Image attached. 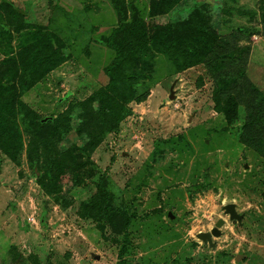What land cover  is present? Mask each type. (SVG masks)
I'll list each match as a JSON object with an SVG mask.
<instances>
[{
  "label": "rangeland",
  "instance_id": "obj_1",
  "mask_svg": "<svg viewBox=\"0 0 264 264\" xmlns=\"http://www.w3.org/2000/svg\"><path fill=\"white\" fill-rule=\"evenodd\" d=\"M140 19L150 46L109 94L134 83V100L79 109ZM0 84L37 114L0 147V264H264V0H0ZM219 220L213 246L197 238Z\"/></svg>",
  "mask_w": 264,
  "mask_h": 264
},
{
  "label": "trees",
  "instance_id": "obj_2",
  "mask_svg": "<svg viewBox=\"0 0 264 264\" xmlns=\"http://www.w3.org/2000/svg\"><path fill=\"white\" fill-rule=\"evenodd\" d=\"M121 33L124 35L120 36ZM152 33L150 28L146 22L142 19L136 20L129 25L121 26L114 31L113 39L111 40L112 48L116 52V58L112 62L111 66L106 72V75L109 79L107 87L99 91L96 97L89 99L85 103L79 106V109L85 108L87 105H90L93 101L98 100L104 101V99L110 98V102L105 106V110L110 114L114 110V107L125 109V106L132 102L137 94V85L131 83L129 86L127 93L121 96H118V99H113L109 96L111 92H114L116 87L118 86L119 78L118 76L123 75V67L127 64H131L136 66L138 64V60L142 53H144L150 46L152 41ZM194 47L188 45L186 51L189 54L194 53ZM65 57L55 64L56 67L62 65L64 63ZM192 59V60H191ZM193 58H189L188 64L185 68H190L196 63L201 62V60H196L197 62H193ZM49 71V70H48ZM46 71L39 79L32 82L28 85V89L35 87L41 80H43L48 74ZM47 74V75H46ZM133 82V81H132ZM27 89V90H28ZM22 94L19 96L18 91L14 87H8L0 84V147L2 150L4 149L7 154L12 155V143L14 138L13 127L10 124L9 118H16V116H23L25 118L32 119L36 122V112L30 108L24 101L21 99ZM124 103V105H123ZM127 109V108H126ZM78 109H76L77 111ZM226 120L228 123H231L236 119L237 110L233 103L227 105L225 110H223ZM86 115L88 113L85 112ZM122 120V116L114 121L116 125ZM37 128H40L39 132L44 134L49 128V126H41L39 123H34ZM114 126H110L104 133H109L113 130ZM253 123L250 121L246 127L244 134L242 136V140L247 145H252L254 138L249 136L251 129L253 128ZM87 136L89 139L97 138V132H87Z\"/></svg>",
  "mask_w": 264,
  "mask_h": 264
},
{
  "label": "water",
  "instance_id": "obj_3",
  "mask_svg": "<svg viewBox=\"0 0 264 264\" xmlns=\"http://www.w3.org/2000/svg\"><path fill=\"white\" fill-rule=\"evenodd\" d=\"M171 100L175 99V95L174 92H171V96H170ZM224 211H225V215H228L230 217L231 221H237V222H241L243 216L239 215L236 209V205L235 204H229L224 206ZM168 218L173 222V223H177L180 222L181 220L179 218H177L174 214L169 213L168 214ZM225 225V222L223 220H219L215 226L214 229L211 230V232H207V233H199L197 235V238L199 240H202L205 244H209L210 246H213V237H220L221 236V228Z\"/></svg>",
  "mask_w": 264,
  "mask_h": 264
},
{
  "label": "clouds",
  "instance_id": "obj_4",
  "mask_svg": "<svg viewBox=\"0 0 264 264\" xmlns=\"http://www.w3.org/2000/svg\"><path fill=\"white\" fill-rule=\"evenodd\" d=\"M237 201L235 199H233L231 201V203H236ZM229 203V200L227 197H224V199L221 200V204L224 205V204H227ZM227 223V222H226ZM209 229H211V225H209ZM195 232V229H192L190 231L187 232V237H192L193 239H195L196 237L194 236V233ZM187 237L185 238V242L187 243ZM233 264H235V261H233Z\"/></svg>",
  "mask_w": 264,
  "mask_h": 264
}]
</instances>
